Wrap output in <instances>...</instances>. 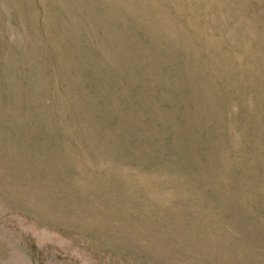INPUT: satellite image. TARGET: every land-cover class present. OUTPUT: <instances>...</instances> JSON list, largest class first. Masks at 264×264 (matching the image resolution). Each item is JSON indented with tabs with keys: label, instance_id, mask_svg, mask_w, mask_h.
<instances>
[{
	"label": "rangeland",
	"instance_id": "1",
	"mask_svg": "<svg viewBox=\"0 0 264 264\" xmlns=\"http://www.w3.org/2000/svg\"><path fill=\"white\" fill-rule=\"evenodd\" d=\"M0 264H264V0H0Z\"/></svg>",
	"mask_w": 264,
	"mask_h": 264
}]
</instances>
